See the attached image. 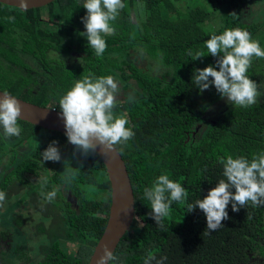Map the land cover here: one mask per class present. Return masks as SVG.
Returning a JSON list of instances; mask_svg holds the SVG:
<instances>
[{"label":"trees","instance_id":"16d2710c","mask_svg":"<svg viewBox=\"0 0 264 264\" xmlns=\"http://www.w3.org/2000/svg\"><path fill=\"white\" fill-rule=\"evenodd\" d=\"M122 2L99 57L78 16L86 15L85 0H53L24 11L0 3V91L60 110L59 99L90 72L120 84L123 100L113 112L127 116L126 127L135 136L116 149L130 181L134 216L112 264H143L150 252L166 256L165 264H264V206L249 202L233 212L230 202L229 218L212 232L198 206L188 211L224 178L218 158L251 160L264 151V99L244 108L222 98L214 85L201 93L193 84L195 69L219 70L218 57L205 45L213 33L244 29L264 49V30H258L251 8L256 3L264 10V0ZM59 12L62 24L53 20ZM189 49L207 54L193 60ZM247 75L258 89L264 87V58L254 56ZM18 124V137H6L0 126V191L6 194L0 207V243L5 241L0 259L3 264H86L108 216L111 190L104 166L96 153L85 156L64 134L19 119ZM52 141L61 160L42 163L41 152ZM69 158L73 162L62 171ZM73 168L80 171L68 183ZM162 173L188 192L186 200L172 204L163 229L149 215L151 203L144 196V188ZM54 189L51 202L41 195ZM65 242L77 245L73 253Z\"/></svg>","mask_w":264,"mask_h":264},{"label":"clouds","instance_id":"9594fccd","mask_svg":"<svg viewBox=\"0 0 264 264\" xmlns=\"http://www.w3.org/2000/svg\"><path fill=\"white\" fill-rule=\"evenodd\" d=\"M27 5L26 0H20V5ZM83 7L87 10L82 17L85 25L84 32L88 45L95 50L96 56H101L106 50L105 37L111 35L113 27L111 21L116 20L119 10L125 7L122 0H85ZM14 21L15 17H8ZM207 53L216 59V66L208 65L194 70L193 84L202 93L210 85H214L222 98L240 107H250L257 103L260 95L258 84L247 75L252 58H264V49L251 34L244 29H226L222 34H211L205 41ZM207 53L203 50L193 52L188 50V56L196 60ZM209 77L212 79L210 80ZM121 87L112 76L97 77L88 73L75 81L74 85L59 99L60 115L66 129L68 141L79 149L85 156L95 153L99 147L102 155L116 151L117 145H125L135 136L125 114L115 115L116 105ZM21 118V104L19 100L3 92L0 95V126L6 137L19 136L22 128L18 124ZM42 163L45 161L58 162L61 153L57 142L52 141L41 152ZM223 165V177L216 186L211 188L203 199L188 205L191 212L197 206L201 209L207 221L206 229L212 232L223 226L222 221L228 219L227 207L231 202L233 212L251 202L252 207L264 206V151L254 153L251 160L245 156L231 155L218 158ZM79 168L68 172L66 180L71 183L79 174ZM46 183V181L44 182ZM235 189L233 192L232 189ZM58 190L41 195L51 202ZM144 196L151 203L152 211L149 215L156 225L164 228V218L170 215V208L174 202L186 200L187 190L179 182L169 178L168 173H162L153 181L151 187L144 188ZM6 202V194L0 191V207ZM117 257L113 250L105 244L97 256V264H112ZM166 256L157 258L151 252L144 257L143 264H165Z\"/></svg>","mask_w":264,"mask_h":264},{"label":"water","instance_id":"95a60500","mask_svg":"<svg viewBox=\"0 0 264 264\" xmlns=\"http://www.w3.org/2000/svg\"><path fill=\"white\" fill-rule=\"evenodd\" d=\"M53 0H26L27 5H20V0H0V3L26 10L47 5ZM0 91V95H2ZM13 96V95H12ZM21 104V118L29 124L57 131L65 135L66 129L60 110L40 106L16 97ZM100 158L110 182V205L104 228L93 245L86 264H97V256L105 244L114 251L119 239L126 232L134 216V201L125 164L118 150L102 155L99 147L96 152Z\"/></svg>","mask_w":264,"mask_h":264},{"label":"rangeland","instance_id":"374dc122","mask_svg":"<svg viewBox=\"0 0 264 264\" xmlns=\"http://www.w3.org/2000/svg\"><path fill=\"white\" fill-rule=\"evenodd\" d=\"M251 8H253L254 10H256V13L254 15L253 21L256 23L258 30H262V29L264 30V24L262 26H260V24L264 23V10H262L258 6V4H256V3L251 4ZM47 15H48L47 14V11L44 10V9H42L41 12H40V18L41 19H45V18H47ZM57 15L58 16L54 17L53 20L58 21L59 23L62 24L63 23L62 12H59ZM78 16L81 19V11L78 13ZM75 34H77L76 31L71 35V39H73V35H75ZM141 64H143V62H141ZM154 70H155V67H154ZM119 86H120V84H119ZM258 91H259L260 95H259V97H258L257 100H260L261 98L264 99V87H261V89H258ZM122 100L123 99H122L121 94H118L117 101L119 102V101H122ZM72 162H73V159H71V158L67 159L63 163V165L61 167V170L62 171H65L66 166L69 165V163H72ZM31 180L34 181V180H36V178H31ZM47 193H48V191H47ZM4 243H5V241L2 242V244L0 243V248H3L4 247V246H2V245H4ZM65 247H66L67 251L69 252L68 254H70V253H73L75 251L77 245L75 243L65 242ZM0 264H3V261L1 259H0Z\"/></svg>","mask_w":264,"mask_h":264}]
</instances>
